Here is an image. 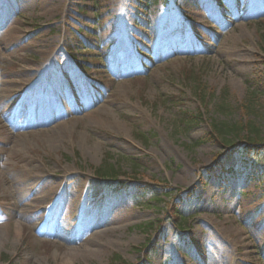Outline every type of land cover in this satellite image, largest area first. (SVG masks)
<instances>
[{
  "label": "rangeland",
  "instance_id": "obj_1",
  "mask_svg": "<svg viewBox=\"0 0 264 264\" xmlns=\"http://www.w3.org/2000/svg\"><path fill=\"white\" fill-rule=\"evenodd\" d=\"M213 123L264 148V0H0V264H264V158Z\"/></svg>",
  "mask_w": 264,
  "mask_h": 264
},
{
  "label": "trees",
  "instance_id": "obj_2",
  "mask_svg": "<svg viewBox=\"0 0 264 264\" xmlns=\"http://www.w3.org/2000/svg\"><path fill=\"white\" fill-rule=\"evenodd\" d=\"M223 92H226V89H224ZM213 127L218 134H222L224 132L225 133L231 132V131H235V130H238L241 132L244 130H247L248 137H247V147L245 150V152H246L245 154H247L248 156H257V157L264 158V148H262V149L258 148V143H257V141L261 139L260 138L261 134H260V131L258 130V128L255 127L253 124L249 123L247 125H242V126L234 125L233 127L232 126L227 127V129H226V123H213ZM199 142H202V140H200ZM96 172H97V174H101V175L109 176V177H113V178H116L119 175V171L117 169H115L114 166H111V165L108 167H106V166L100 167L96 170ZM170 211H171V213L175 219L180 218L176 208H172ZM148 246L146 243V246H145L146 247L145 248L146 256H147V254H149V251L152 248V247L150 248V246L149 247ZM114 258L116 260H121V258H119L118 256H114ZM124 264H126V263H124Z\"/></svg>",
  "mask_w": 264,
  "mask_h": 264
},
{
  "label": "bare ground",
  "instance_id": "obj_3",
  "mask_svg": "<svg viewBox=\"0 0 264 264\" xmlns=\"http://www.w3.org/2000/svg\"><path fill=\"white\" fill-rule=\"evenodd\" d=\"M238 8H240V3H237V4H235ZM10 32H12V31H10ZM125 33H127V31H125ZM11 34H15L14 32H12V33H10V35L9 36H11ZM25 71V73H26V69L25 68H23V69H21V73L22 72H24ZM27 71H28V69H27ZM22 75V74H21ZM29 76V72H27V75L25 74V76H21V77H19L20 79H17V80H15V81H22V82H19V83H22L24 86V88L25 87H28V86H30L31 84H33V81L34 80H32V78L30 79V77H28ZM10 93V92H9ZM18 93H16V94H13V95H17ZM141 115L143 116V113H141ZM104 121L105 122H107L110 126H112L113 128H118V127H120V124H119V122L118 121H115V120H109V119H104ZM46 198V197H45ZM44 198V199H45ZM34 199H35V202H40V199H38V197H34ZM44 199L42 200V201H44ZM55 203V202H54ZM51 204L52 203H50V204H47V207H45V208H50L51 207ZM31 207H34L33 205L31 206ZM73 230V229H72ZM62 237H64V236H66V237H68V235H69V233H59Z\"/></svg>",
  "mask_w": 264,
  "mask_h": 264
}]
</instances>
